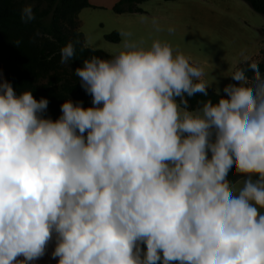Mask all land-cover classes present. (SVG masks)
<instances>
[{"label":"clouds","instance_id":"9594fccd","mask_svg":"<svg viewBox=\"0 0 264 264\" xmlns=\"http://www.w3.org/2000/svg\"><path fill=\"white\" fill-rule=\"evenodd\" d=\"M241 56L238 83L195 109L203 64L159 39L84 59L92 106L67 98L55 120L0 78V264H34L53 239L57 264H264V73Z\"/></svg>","mask_w":264,"mask_h":264},{"label":"crops","instance_id":"0c3cea01","mask_svg":"<svg viewBox=\"0 0 264 264\" xmlns=\"http://www.w3.org/2000/svg\"><path fill=\"white\" fill-rule=\"evenodd\" d=\"M88 1L91 6L81 9L78 13V20L82 25L80 27L79 24V31L83 33L84 46L88 44L85 47L113 54L123 48L125 41H142L146 46L157 39L167 41L174 49L201 62L205 68L204 78L210 84L209 89L215 92L219 89L220 94H224L225 85L238 83L233 81L230 75L241 63L242 52L256 62L262 58L264 24L247 9L243 0H205L196 5L185 6L161 4L141 7L139 4L142 12L123 13H115L112 10L119 0ZM86 17L98 21L103 28V36L91 35L90 29L84 28ZM145 17L146 20L143 19ZM153 18L159 22V30L152 24ZM113 31L119 33L120 39L116 43L104 38ZM121 33L131 35L125 37ZM246 178L242 175L233 182V190L238 192ZM54 247L53 239L46 254L34 264H57L58 258H51Z\"/></svg>","mask_w":264,"mask_h":264},{"label":"trees","instance_id":"16d2710c","mask_svg":"<svg viewBox=\"0 0 264 264\" xmlns=\"http://www.w3.org/2000/svg\"><path fill=\"white\" fill-rule=\"evenodd\" d=\"M143 1L119 0L112 10L115 13L142 12L139 4ZM243 1L264 17V0ZM25 3H34L32 6L36 19L28 24L20 19V10ZM90 6L88 0H0V76L4 75L17 93L31 89L37 100L47 98L49 105L46 115L54 120L60 116V105L67 98L83 101L84 107L92 106V98L81 87L79 78L74 72L63 68L60 49L68 42H80L75 45L76 57L70 62L75 67L74 71L83 65L84 59L92 55L101 58H109L111 55L84 46L78 13ZM104 38L114 43L120 39L117 31L106 34ZM261 53L262 58L258 63L264 73V50ZM246 75L251 77V71ZM207 91V97L196 94L188 98L190 109L197 108L199 101L211 99L216 103L220 96H225H218L217 92L209 88ZM242 175L236 174L233 167L229 179L235 182Z\"/></svg>","mask_w":264,"mask_h":264},{"label":"rangeland","instance_id":"374dc122","mask_svg":"<svg viewBox=\"0 0 264 264\" xmlns=\"http://www.w3.org/2000/svg\"><path fill=\"white\" fill-rule=\"evenodd\" d=\"M205 0H169V1H165V0H145L143 2H141V7H153V6H157V5H166V4H181L183 6L185 5H196L198 3H201ZM32 5L34 3H31ZM244 5H247V9H249V11L255 15L257 17V19H259L261 22H263L264 24V17L255 12L254 10H252L248 4L245 2ZM47 20V19H46ZM80 27L82 26L81 23ZM84 28H89L91 31V35H97V36H103V28L102 26L98 23V21L96 19H93L91 17H86L85 21H84ZM95 33V34H94ZM63 68H65L66 70H68L69 72H74V68L72 67L70 64H62ZM0 78L4 79L3 75L0 76ZM5 80V79H4Z\"/></svg>","mask_w":264,"mask_h":264},{"label":"water","instance_id":"95a60500","mask_svg":"<svg viewBox=\"0 0 264 264\" xmlns=\"http://www.w3.org/2000/svg\"><path fill=\"white\" fill-rule=\"evenodd\" d=\"M4 79H5V76L3 75Z\"/></svg>","mask_w":264,"mask_h":264}]
</instances>
